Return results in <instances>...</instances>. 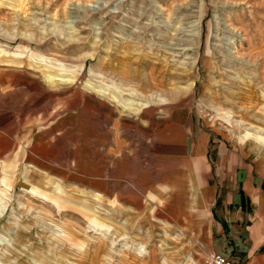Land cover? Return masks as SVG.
Returning a JSON list of instances; mask_svg holds the SVG:
<instances>
[{
	"label": "rangeland",
	"instance_id": "rangeland-1",
	"mask_svg": "<svg viewBox=\"0 0 264 264\" xmlns=\"http://www.w3.org/2000/svg\"><path fill=\"white\" fill-rule=\"evenodd\" d=\"M261 140L264 0H0V238L26 235L18 259L65 264L83 240L86 264H203L205 198L234 170L264 193Z\"/></svg>",
	"mask_w": 264,
	"mask_h": 264
},
{
	"label": "crops",
	"instance_id": "crops-1",
	"mask_svg": "<svg viewBox=\"0 0 264 264\" xmlns=\"http://www.w3.org/2000/svg\"><path fill=\"white\" fill-rule=\"evenodd\" d=\"M206 156L199 155L205 163L208 160ZM230 180V182L225 181L223 187L218 186L211 198H205L210 251L221 254L229 261L234 255L244 254L247 264L252 258L264 257V253L256 254L260 245L264 243V226L262 225V228L260 226L262 224L260 221L264 218V210L258 211L264 200V193L259 186L261 177L251 169L234 170ZM208 183L206 188L210 189ZM198 193L199 191L195 196Z\"/></svg>",
	"mask_w": 264,
	"mask_h": 264
},
{
	"label": "bare ground",
	"instance_id": "bare-ground-1",
	"mask_svg": "<svg viewBox=\"0 0 264 264\" xmlns=\"http://www.w3.org/2000/svg\"><path fill=\"white\" fill-rule=\"evenodd\" d=\"M113 99H115L118 103L123 104L124 107H127L128 109H132L131 107L134 106L133 101H127L124 104V101H122L120 98H118L116 95L113 96ZM136 110V109H135ZM264 145V140L259 141L258 145H257V151L261 152V149L259 147H263ZM7 182V181H6ZM5 182V183H6ZM46 185L45 182H42V189H43V185ZM34 190V189H33ZM37 190V189H35ZM45 190V189H44ZM47 191H50L49 189ZM46 192V191H44ZM54 194H60V190L59 188L55 187L52 191ZM45 195V194H44ZM47 196V194L45 195ZM87 209V207H86ZM66 230V229H65ZM8 234L6 233L5 236H3V238H0V264H48L47 262H38V261H33L30 262L29 260L22 258L18 259L17 256H15V254L13 253V248L14 246H16V244L19 243H25L26 240V235L20 231L17 232L15 234L11 233V236H7ZM62 239L65 240L67 238V232L62 231ZM13 237V238H12ZM76 252L73 253V257H75L76 259L74 261L71 260H65V264H86L87 261L85 258H83V254L85 253V249H83L84 246V241L81 240L79 243L76 244ZM138 247V246H137ZM141 250L144 251V246H140L139 248H137V252H141ZM77 258L82 259V260H77ZM125 258L128 259L130 261V257H128L125 254Z\"/></svg>",
	"mask_w": 264,
	"mask_h": 264
},
{
	"label": "built area",
	"instance_id": "built-area-1",
	"mask_svg": "<svg viewBox=\"0 0 264 264\" xmlns=\"http://www.w3.org/2000/svg\"><path fill=\"white\" fill-rule=\"evenodd\" d=\"M203 264H233L231 261L224 258L221 254L210 252L208 257L205 258Z\"/></svg>",
	"mask_w": 264,
	"mask_h": 264
}]
</instances>
